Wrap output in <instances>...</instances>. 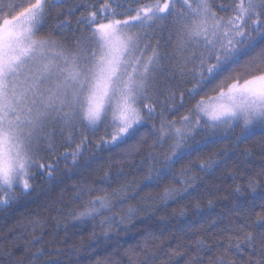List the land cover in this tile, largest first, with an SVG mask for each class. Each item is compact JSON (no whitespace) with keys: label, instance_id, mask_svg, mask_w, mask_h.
<instances>
[{"label":"snow or ice","instance_id":"1","mask_svg":"<svg viewBox=\"0 0 264 264\" xmlns=\"http://www.w3.org/2000/svg\"><path fill=\"white\" fill-rule=\"evenodd\" d=\"M65 3L0 0V207L28 198L37 175H46L49 182L55 179L57 166L45 163L41 153L45 147L49 153L54 151L52 142L57 131L67 133L71 144L78 128L95 132L103 126L106 136L101 141L109 150L127 146L129 151H139L142 146L154 147L172 138L174 144L164 166L149 165L144 172V187L162 189L161 207L151 215L165 211L171 203L187 201L179 216L188 220L191 210L192 216L200 219L186 224L173 219L169 226L161 217L159 233L153 228L145 230L153 239H160L165 231L189 236L198 224L203 235L184 245L169 243L164 252L168 259H159L153 253L141 262L138 246L122 249L116 239L120 232L137 226L132 223L135 208L128 209L127 217L115 212L127 203V190L122 189L115 197L96 194L106 193L114 179L105 172L99 181L73 189V201L83 202V207L71 214V219L78 222L72 227L93 223L92 243L85 250L88 264H156L158 259L159 264H236L237 259L240 264H264V196L259 202L253 197L239 203L246 193H254L258 187L264 190V163L254 162L256 155L264 160V150L239 152L233 161L238 171L229 170L232 156L227 150L216 154L224 159L210 157L199 165L206 175L221 167L227 172L218 182L232 180V190L226 195L244 209L231 216L218 213L211 217L201 206L203 180L189 177L190 169H181L179 176L174 171L176 164L193 153L220 143L216 136L219 130L241 129L234 153L252 138L256 128L264 131V0H224L219 11L227 15L218 14L212 0H90L76 21L78 29L83 28L87 35L73 37L71 47L51 35H41L49 9ZM170 19L169 40L175 37L171 58L181 71L191 65L195 80L188 93L193 107L181 117L179 126L175 120H168L163 107L157 113L158 100L149 95L163 59L156 29ZM213 85L214 94L208 95L205 89ZM167 99L175 108V93L169 90ZM184 104L181 93L180 106ZM155 119H159V126L153 123L146 129ZM200 126L209 130L207 140L187 148L189 136ZM147 136L153 138V145H147ZM86 139L82 137L75 149L64 155L73 169L79 168L77 161ZM249 165L259 171L255 176L248 173L237 183L239 172ZM220 194L218 191L214 195ZM216 207L214 200L208 199L207 210ZM126 224L129 227H122ZM60 226L57 220L56 228ZM63 227L62 245L71 239L69 226ZM209 234L218 235L223 243L213 245L205 238ZM37 243H44V233L32 246ZM105 243L109 247L96 251ZM144 247H148L147 239ZM59 254V249L46 252L40 248L32 253V259Z\"/></svg>","mask_w":264,"mask_h":264},{"label":"trees","instance_id":"2","mask_svg":"<svg viewBox=\"0 0 264 264\" xmlns=\"http://www.w3.org/2000/svg\"><path fill=\"white\" fill-rule=\"evenodd\" d=\"M12 2H15V0H12ZM89 2L90 0H66L62 7L50 8L41 35H51L53 39L71 47L73 37L87 35L83 28L78 29L76 21L84 13L83 6ZM222 2L224 0H212L214 10L220 15H227V13L219 11V5ZM227 2L231 3V0H227ZM70 8L75 11L70 12ZM171 31V19L166 25L157 26L156 37L160 40V54L163 59L157 72L154 90H150L149 95L153 99L158 100L157 113L159 114L163 107L168 120H175L179 126L181 117L187 114L188 109L193 107V103L188 102V93L193 88L195 80L191 65L181 71L177 68L175 59L171 58L175 41L174 35L171 41L169 40ZM256 38L258 39V37ZM211 87H214V85L205 89L208 95L214 94L211 91ZM169 90L175 93V108L170 106L171 102L167 99ZM181 93L184 94L185 99L183 107L180 106ZM196 99L198 100L200 97H196ZM153 123L158 127L160 121L159 119L149 121L146 129H151ZM208 131L203 126L194 128L187 140L186 147L192 148L204 143L208 138ZM240 135H242L240 128L217 131L216 136L221 141L220 143L193 153L191 157L176 164L174 169L178 176L181 173V169H190L189 177H197L198 182L200 179L203 180L199 193L203 197L201 206L213 218L218 213H226L231 216L233 212H242L244 209L238 207V202L226 195L232 190L230 187L233 184L232 180L228 179L224 182H218L221 176L227 175L223 167L217 169L212 175H206L199 170V165L210 157L224 159L216 154L227 150L228 155L232 156V160L229 161V170L238 171L233 161L239 152L247 149L253 153H259L264 150V131L256 128L252 138L246 143L240 144L239 149L234 153V145L237 143L236 138ZM73 136L74 140L69 144L67 133L61 135L57 131L52 142L54 151L49 153L45 147V150L41 153L45 163H52L57 166V171L54 173L55 179L52 182L48 181L46 175L44 177L37 175L33 181L34 190L28 198H20L7 207H0V264H49L50 261L57 259L60 264H78V262L79 264H88V252L85 250L92 243L93 223L87 222L78 228L72 227L74 223L78 222L71 219V214L83 207V202L76 203L73 201V189L75 186L85 182L99 181L105 172L114 177V179L106 193L98 191L96 194L115 197L122 189L127 190L129 197L127 203L122 208L115 209V212L120 216L127 217L128 209L135 208L137 210L136 218L132 223L137 226L132 227L130 231L120 232L116 239L121 242L122 249L138 246L137 251L141 252L139 257L141 262L145 260L146 255L153 253L159 259H168L164 252L169 243H173V246L176 243L184 245L203 235L199 230L198 224L193 228L189 236H183L174 231H165L160 239H153L145 230L146 228H153L156 233H159L160 228L158 225L161 217H164L169 226L172 225L173 219L177 223L183 224L188 223L189 220L198 221L200 219L192 216L191 210H188V220L179 216L180 210L185 208L187 201H181L178 204L171 203V206L167 207L165 211L151 215L157 207H161L159 194L162 189L144 187V172H147L149 165L157 168L164 166L166 163L165 157L171 154L174 144L172 138H168L163 144H156L154 147L142 146L139 151H129L127 146H122L120 149H106L101 141V137L106 136L103 126L95 132L78 128L73 133ZM82 137H87V139L84 141L83 153L77 161L79 168L73 169L71 160L65 161L64 155L74 150ZM145 139L147 145H153L151 136H147ZM150 152L151 156H149ZM254 162L259 165L264 163V160L256 155L254 156ZM141 169H143V172ZM258 171V168L254 169L249 165L244 171L239 172L236 182L240 183L241 179H246L248 173L255 176ZM175 186L180 187L179 185ZM204 189H207V191H203ZM218 191L221 194L219 196L214 195ZM262 196H264V190L258 187L256 192H249L241 197L239 203L250 201L253 197L259 202V198ZM208 199H213L217 207L207 210ZM229 209H232V212H229ZM150 215L151 218L147 219ZM146 219L147 224H145ZM57 220L60 221L61 225L59 229L56 228ZM34 221L36 223H33ZM95 223L98 224L99 219ZM65 224L69 226L68 236L71 239L68 244L62 245L60 241L65 239L63 227ZM122 227H129V225L126 224ZM97 232H99V229H97ZM41 233H44V243H37L33 247L32 242ZM9 237H13V239ZM205 238L211 241L213 245L223 243L222 240L218 239V235L209 234ZM146 239L148 242L147 248L144 247ZM107 247L109 245L106 243L100 244L96 251L103 252ZM40 248H44L46 252H56L59 249L60 254L59 256L45 255L42 259L37 260L32 259V253L37 252ZM244 258L246 259V257ZM159 259L156 264H159ZM236 264H240V259H237Z\"/></svg>","mask_w":264,"mask_h":264}]
</instances>
